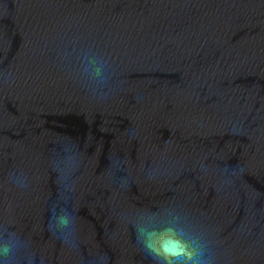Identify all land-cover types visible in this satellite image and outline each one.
<instances>
[{
	"label": "water",
	"instance_id": "obj_1",
	"mask_svg": "<svg viewBox=\"0 0 264 264\" xmlns=\"http://www.w3.org/2000/svg\"><path fill=\"white\" fill-rule=\"evenodd\" d=\"M136 226L264 264V0H0L10 264H156Z\"/></svg>",
	"mask_w": 264,
	"mask_h": 264
},
{
	"label": "clouds",
	"instance_id": "obj_2",
	"mask_svg": "<svg viewBox=\"0 0 264 264\" xmlns=\"http://www.w3.org/2000/svg\"><path fill=\"white\" fill-rule=\"evenodd\" d=\"M15 183L23 187L24 182L17 178ZM58 207L54 204L52 207L53 214ZM67 224V221H64ZM49 230L52 231L51 222H49ZM52 235L58 239L67 241V233H56L52 231ZM15 234H8L0 237L2 241V256L4 264H10L13 258V249L16 247L14 239ZM149 238H143V230L136 226V241L142 246L143 250L151 257L156 264H204L206 256L202 247L198 244H189V242L178 236L175 232L165 229L163 232L157 233L153 231L148 234ZM36 257L32 255L28 257V264H35Z\"/></svg>",
	"mask_w": 264,
	"mask_h": 264
}]
</instances>
